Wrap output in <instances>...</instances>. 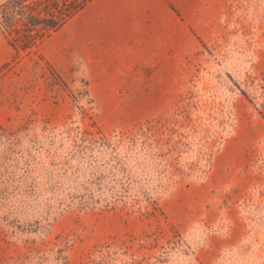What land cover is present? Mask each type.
Masks as SVG:
<instances>
[{
	"label": "rangeland",
	"instance_id": "obj_1",
	"mask_svg": "<svg viewBox=\"0 0 264 264\" xmlns=\"http://www.w3.org/2000/svg\"><path fill=\"white\" fill-rule=\"evenodd\" d=\"M65 40L0 35V264H264V0L227 1L156 111L105 117Z\"/></svg>",
	"mask_w": 264,
	"mask_h": 264
},
{
	"label": "crops",
	"instance_id": "obj_2",
	"mask_svg": "<svg viewBox=\"0 0 264 264\" xmlns=\"http://www.w3.org/2000/svg\"><path fill=\"white\" fill-rule=\"evenodd\" d=\"M228 0H91L51 37L50 60L86 80L101 111H156L176 96L188 55L222 30ZM50 38V37H49Z\"/></svg>",
	"mask_w": 264,
	"mask_h": 264
},
{
	"label": "trees",
	"instance_id": "obj_3",
	"mask_svg": "<svg viewBox=\"0 0 264 264\" xmlns=\"http://www.w3.org/2000/svg\"><path fill=\"white\" fill-rule=\"evenodd\" d=\"M91 0H5L0 35L16 53H31Z\"/></svg>",
	"mask_w": 264,
	"mask_h": 264
}]
</instances>
